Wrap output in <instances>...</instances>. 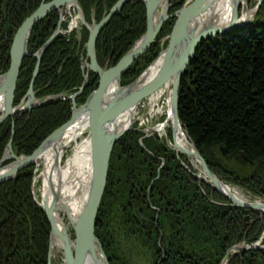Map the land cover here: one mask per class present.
I'll use <instances>...</instances> for the list:
<instances>
[{
	"label": "trees",
	"instance_id": "1",
	"mask_svg": "<svg viewBox=\"0 0 264 264\" xmlns=\"http://www.w3.org/2000/svg\"><path fill=\"white\" fill-rule=\"evenodd\" d=\"M84 1H88L89 5L96 4L98 8L104 6V0ZM114 1L109 0L107 7ZM33 3L37 7L38 3ZM135 5L138 13H143L129 19L139 24L144 15L141 4H128L124 10L127 8L126 13H135ZM130 6L131 9L128 8ZM51 20H56V14L49 15L35 27V33L32 32L31 39H36L35 44H32L33 48L31 47L33 51L49 35L46 25ZM3 21L0 28L3 25V31L7 32L5 28L14 30L22 20H11L9 16ZM141 27L143 29V24ZM127 32L129 30L119 34L127 38ZM108 33L112 34V38L118 36L117 23ZM133 39L131 35L127 40ZM62 40V37L56 40V44L61 43L59 57L45 56L42 59L40 78L50 89L41 91L39 95H47L52 90L60 92L81 81L77 56L68 59L72 67H55L63 66L65 63L61 61L71 51V45ZM217 40L219 42L213 46L212 43ZM109 43L112 45L111 40ZM2 52L7 55V48L3 49L0 45V53ZM98 53L101 54L99 60L105 61L101 47ZM146 55L151 57L149 53ZM190 63L188 74H195L188 75L184 82L193 83L190 88H194V91L182 86L179 93V118L211 171L224 181L225 176L219 169L222 160L215 153L219 149H223L228 156L241 154L253 164H264V24L234 30L224 36L212 38L210 42L204 41ZM33 66L34 60L27 63L26 69ZM4 70L6 68L2 71ZM49 77L50 81L45 83ZM65 78L68 79L67 82H64ZM25 90L18 81L17 98ZM61 103L63 102H51L31 114L45 112L48 105H56L53 109L59 105L57 110L63 111ZM69 110L65 112L64 121L69 117ZM46 112L50 113L51 124L46 127L49 130H46L45 136L57 124L64 123L60 117L55 122L51 109ZM24 119L20 118L16 122L13 146L18 148V153L29 155L39 144L40 129L38 134L34 133L37 127L35 124L28 134L27 126L23 127ZM45 119L47 123V117ZM0 130L4 131V136L0 137L1 155L10 138V121L1 124ZM140 137L138 132H127L114 146L107 186L96 218L95 235L102 243L111 264H127L123 257L128 252L125 246H135L147 251L146 253L150 252L158 264H220L233 245L242 241L253 244L258 240L257 225L264 227V216L259 218L250 210L228 207L218 192L200 183L191 172L179 165L175 153L164 144L157 139L145 140V149L138 141ZM159 158H165V166L157 177V168L161 165V162L157 165ZM131 167L136 173L139 170L144 172L143 177L148 184L156 179L149 195L145 193L146 184L141 185L128 174L126 182L122 179V172ZM234 174L235 170L231 167L229 180ZM139 177L137 173L135 178L138 181L141 179ZM32 178L33 167H29L18 173L14 180L0 186V264H47L50 226L45 213L36 206L30 195ZM258 181L264 184V180ZM138 183L139 188H135ZM5 190L12 192L11 199L3 195ZM136 213H143L145 216H141L149 218V222L145 223ZM246 217L248 220L255 219L256 227L237 230L238 224L240 226L248 221ZM227 264H264V249L231 254Z\"/></svg>",
	"mask_w": 264,
	"mask_h": 264
},
{
	"label": "rangeland",
	"instance_id": "2",
	"mask_svg": "<svg viewBox=\"0 0 264 264\" xmlns=\"http://www.w3.org/2000/svg\"><path fill=\"white\" fill-rule=\"evenodd\" d=\"M35 1L39 4V3H41L42 0H0V20L6 19L7 18L6 16L8 15V16H10L11 20H17V21L23 20V21H25L26 17H29L35 11L34 8H36V7H35V4L33 3ZM47 1H49V0H47ZM105 1H106V3L102 8L94 9L95 12L105 13L106 9L116 8L115 2H113V5L111 4L109 7H107L109 0H105ZM183 1H185V0H183ZM171 2L174 3V0L169 1V3L171 5H173ZM128 4H131V2L124 3L123 5L127 6ZM100 6L101 5H99V7ZM124 8L123 9L121 8L119 11H117L113 15H110L109 17L111 20H108L107 23H104V25H102V27L98 30V34H97L96 40L94 42V47L97 46L98 49H99V47H101L102 52H104L102 54V56L106 57L105 61L101 60V63L105 64L104 66L99 63V65L101 66L102 72L117 67L118 64L121 63L126 52H128V51H130V49L134 48L136 46L137 42L138 43L141 42L143 39V36L146 33V26H147L146 13H144V15H143L144 18L141 17L140 20H142V21L139 24H137V23H133L132 20H130L129 18L133 15L138 17L143 13V11L141 13H138V9L136 8V5H135V10H136L135 13L130 14V13H126L125 10L127 8L125 10H124ZM128 8L131 9V6ZM175 8L176 7L171 8L172 10L170 12H172ZM32 9H34V10H32ZM37 11L38 10L36 9L35 13ZM261 11H264V0H244L239 5L238 17L240 18V16L242 17L243 15L250 13V16L248 17L247 23L252 24L253 27H257V24L259 21L264 22V17L262 20L261 15L259 14ZM64 12H65V14H67L69 19L70 18L75 19V14H77V13L73 12L72 8H70V9L65 8ZM47 15H51V12L48 11ZM57 15H58V13H57ZM57 15H56V20H51V23H48L46 25V30H48V32H50L49 35H47L48 37L52 34V30L58 24L59 18L57 20ZM140 20H134V21L139 22ZM39 21L40 20H35L32 23L31 27H35ZM115 23H117L118 36L116 38H112V34L108 33V30L111 27H113V25ZM141 24H143V29L141 27ZM174 24H175L174 18H172L171 20H167L166 23L164 24L162 30H164V28H166V26H168V27H167V29H165V31L161 30V32L158 33V35L156 36V38H158L157 43L156 44L151 43L149 45L150 48H148V50H144L137 57L133 58V60L128 65V67L120 75L121 79H120L119 85L121 87L126 88L127 86L135 83L139 79V77L141 75H143L147 66L152 64L156 58L160 57V54L166 49L165 46L167 44L166 43L167 37H168V34L171 33V30H172V27L174 26ZM2 26L0 28V45L2 46L3 49L7 48V51H9L11 54L7 53V55H5V53H3V52L0 53V75H2L8 69L9 62H10L11 56H12L11 50L13 48V45H14L15 40H16V36L18 34V31H19V30H11L10 28H5L7 30V32H12V33L6 34V32L3 31ZM70 27H72V25H70ZM91 27H92V25H90V28ZM83 28H84V26L80 25V23H79L77 27H74L73 31H69L70 32L69 35H73V36L69 37L68 39L62 40L63 42H65V44L71 45V51L69 52V55L68 56L66 55V58L61 61L65 64L61 67L58 65H55V67L61 68V69L72 67V65L68 59H73L75 56L82 54L83 51H86V46L85 47L83 46V50H80V48L82 46L80 39L82 38V35L84 32ZM244 28H247V27H244ZM124 29H125V31L129 30V32L126 33L127 38L122 37L119 34V33H121V31L125 32ZM35 30L36 29L33 28V30H32L33 33H35ZM89 31H90V29L89 30L86 29V32L84 34V35H86L87 39L89 36ZM44 32H46V31L44 30ZM3 33H5V34H3ZM131 35L133 36L134 39L128 41L127 39ZM218 36L221 37L224 35H217L215 38H217ZM48 37L45 40H47ZM60 38H61V36L58 37L57 35H52L50 37V39L52 41L44 42L45 40H42L41 44L44 45L45 49L43 52H41L39 54V56H41L42 59H44L45 56L59 57L60 53L58 51L61 48V43L56 44V40H58ZM87 39H86V42H87ZM110 40H111L112 45L109 43ZM159 40H161V41H159ZM210 40H211L210 38H207L206 40L198 42L196 51L198 50V47L200 44H202L204 41L210 42ZM218 40H220V38ZM218 40L213 42L212 45L214 46L216 42H219ZM35 42H36V39L30 38V41H27L28 48H30V47L33 48L34 45L32 46V44H35ZM153 42H154V40H153ZM116 48H117V51H116ZM123 51H124V53L122 54ZM196 51H195V54H196ZM38 52L36 54H38ZM147 53H149L151 55V57H148L146 55ZM28 54H29L28 56L32 57V55L34 54V51H29ZM195 54H194V56H195ZM86 55H87V52H86ZM96 55H97V53H96ZM194 56L192 59L189 60V64L187 65V67L184 70L185 73L180 78V91L183 87H186L191 92L194 91V88L193 89L190 88V86H192L193 83L190 84L191 82L187 81L186 82L187 84H186L184 82V81H186L188 75H194L195 74V73L188 74V71H190L189 66H191L190 61H192L194 59ZM77 57L79 59V56H77ZM100 57H101V54L98 53L97 58H100ZM22 58H23V56H21V60H23V61L28 59L27 57H24L23 59ZM81 59L82 58H80V61H81ZM6 63H8V64L4 65ZM143 64H145V65H143ZM146 64H148V65H146ZM1 65L5 66V67L1 69V67H2ZM79 65H81V63ZM26 66H27V63H23L21 69H19V71H18V73H19L18 81L21 82V88L24 87L27 90L28 87L30 88L33 84L34 86L40 88L41 91H43V90L46 91L47 89H50L49 87L44 85V80L40 78V73L38 71L34 72L33 68L26 69ZM5 68H6V70L2 71ZM196 68H197V66H196ZM91 74H92V76H91L92 82L90 83V80L88 82L89 92L88 91L86 92V88L88 87L87 86L83 90V92L75 98L76 103H74V104H75L76 108H78L79 106L82 107L83 105H85L87 103L89 93H92L93 91H96L98 89L100 78L95 71H92ZM56 75H59V73H56ZM85 76L88 77V79H89L88 74ZM59 78L61 79L62 77H59ZM80 80H81V77H80ZM67 81H68V79L65 78L64 82H67ZM45 83H48V79H46ZM169 84L172 86V81L171 82L169 81ZM79 85L76 87H79ZM76 87L74 88V87L69 86L67 89L73 88L72 91L75 92V91H77ZM67 89H65V90H67ZM162 90L166 91V92L163 93ZM53 91L54 90L50 91L49 94L59 93V92H53ZM165 93H167V94H165ZM44 94H47V92H45ZM85 94H87V96L84 98ZM156 94H157V96L154 99L144 100L136 106V115H133L134 117L131 120L132 128L135 131L139 130V132H141L144 135L145 140L154 139L155 137L158 139L169 140L168 144L171 146V149L175 150L176 146H175L174 141H173V134H172L173 132L170 129L172 127V126H170L172 124V119H171L170 115H168L169 105L171 104V97H170L171 92H169L167 90V88L165 87V89L164 88L161 89ZM74 97L71 95L63 96V97H57L58 100L63 99L62 100L63 103H61V104H63V111L57 110V108L60 107L59 105L57 106V108H54V109H53V107L56 105H54V106L48 105V109L46 111H49L51 109L52 113L55 115V117H57V115H58V118L59 117L62 118L63 122H66V124H67V121H69L73 115L71 111L73 108L72 101H73ZM78 98H79V100H78ZM54 100H55V98H53V96H51L49 99L50 102H52ZM27 101H28V99H27ZM179 102H180V98L178 97L177 115H178V120L180 122ZM65 105H67L70 110ZM29 107H31V106H29ZM68 110H69V117L67 120L64 121L63 117L65 116V112H67ZM46 111L31 114L32 116L26 114L25 117H23V118H25L23 120V125H24L23 127L27 126V133L28 134L33 129V128H31V126H34L35 124L37 127H36L34 133L38 134L39 129H40V133H39L40 141L37 142V143H39L37 146L40 145V143L44 140V138H47L48 136L51 137L52 134L57 130V128L58 129L61 128L60 126L63 124V123L61 125L57 124V126L55 124L54 126H56V128L52 130L53 132L51 131L52 134H50L51 132H49L47 134L48 136L47 135L45 136V133L49 130V128L47 130L46 127H48L51 124L50 123V121H51L50 113L46 112ZM169 112H170V110H169ZM31 117H32V119H30ZM45 117H47V123H46ZM31 120H33V121L30 122ZM57 120L58 119H56L55 122ZM162 123H164V124H162ZM160 124H162V125H160ZM168 124H169V127L166 129V125H168ZM148 125L150 127H148ZM181 125H182L181 130L186 135L187 141L189 143V147H188V149H183L180 147L185 152H188V155L187 154L182 155L183 156V160H182L183 162H181L179 160H177V162H179V165L182 164L181 166H183L184 163L188 162V164L187 163L186 164L188 167H190L191 174L197 180H199L200 183H203L206 186H209L213 191L218 192V190L215 187H213L211 184H208V182L210 180H209V178H207V176H205V174L203 172L202 165L199 163L197 164L198 160L196 158L195 150L197 152H199L198 148L194 144L193 145L195 147L194 148L195 150L191 147L192 139L190 138L187 130L184 128L185 127L184 124L181 123ZM129 129H131V128H129ZM146 130L148 132H146ZM144 132H146L147 134H145ZM169 132H171V134H169ZM3 136H4V131L0 130V137L2 138ZM26 136H27V134H26ZM26 136H24V137H26ZM90 138H91V128L84 131L80 137L76 138L73 141H69L68 137H64L65 140L70 142V145L68 148H66V150L64 151V154L59 156L61 161H62V163L60 165L64 166V164H65L64 161L70 155H72V153L76 149L75 146L77 144L84 142V141L88 142ZM35 141H36V139H35ZM89 144H90V141H89ZM5 146H6V144H5ZM90 146H91V144H90ZM115 146H116V144H115ZM127 147L129 148L128 145H127ZM114 148L111 151L112 153L114 151ZM221 150L219 149L215 153L218 156V158H220L222 160V162L220 161L221 164H220L219 169L223 172L222 174H224V176H225L224 181L222 180L223 178L221 179L215 173H213L209 167V164L205 160L204 161H205V164L208 167L209 171H211L220 180H222V181H220L222 185L224 184L223 186L225 187V192H223V191H222V193L218 192L222 196V198H224V200H225L224 203L227 202L226 204L230 208L239 209V210H247V211L250 210L254 213V215L259 216V218L261 216H264V184L259 183V181H258V180H264V167H263L264 164H257V163L253 164L250 160H248L244 155H241V154L228 156L225 153V151H223V149H221ZM18 151L19 150L17 148L16 154L20 155L21 153L20 152L18 153ZM171 152L175 153V155L177 156V159H178L179 153L174 152V151H171ZM112 153H111V157H112ZM199 154H200V152H199ZM164 159L165 158H159V160H157L158 161L157 165L161 162V165H160L161 167L159 166V168H157V177H159L160 172L162 171V169L165 166V165H162V162L165 163ZM110 160H111V158H110ZM43 166H44V164H43L42 159H39L35 163L34 166H31V167H33L34 178H33V182L30 185V195L32 197V200L34 197L33 201H35V199L40 200V201H35V202H38L40 204H42L45 201V198L43 197V192H42L43 180L40 176L41 171L43 169ZM138 166H140V165H138ZM231 167L235 170V174L229 180L228 173L230 172ZM27 168H29V167H25V169H27ZM186 170L188 171V168H186ZM137 173H139V175H140L139 178H141L143 180V182L141 179L138 181V179L135 178L137 176ZM137 173L134 172V169L131 167V168H129V170L122 172L123 175H121V176L123 177L122 179H124V182H126L125 179L128 178V176H127V174H128V175H130V177L137 180V182L141 183V185L146 184L147 187H146L145 193H147V195H149L151 192V190H150L151 186L154 183V181H156V179L155 180L153 179L151 181V184H148L145 181L146 179H144V177H143L144 172L139 170V172H137ZM108 175L109 174L107 173V181H108ZM107 181H106V185H105V190H106V186H107ZM139 183H138V185H135L134 187L139 188L138 187ZM105 190H104V192H105ZM16 192L18 193V191H16ZM79 192L81 193V189L79 190ZM233 192L239 193L240 195H242L243 198H240V197L238 198ZM11 193L12 192L5 190L3 195L6 197L8 196V198L11 199ZM232 200L237 201L236 203H238L239 205H235V203ZM101 201H102V199H101ZM252 205H253V208L251 207ZM100 206H99V210H100ZM136 215L145 216L143 213H141V214L136 213ZM247 215H248V213H247ZM142 216H141V218L145 221V223H146V221L149 222V218L145 219ZM146 216H147V214H146ZM60 217L62 218V221L65 224V226L68 227L67 233L72 238L73 237L72 227L69 225V221L67 219V216H63V214H61ZM248 217H246L245 219L248 220ZM96 218H97V215H96ZM96 218H95V224H94V226H95L94 227V234H95V228H96V222H97ZM245 219L243 221H246ZM158 220H159V217H158ZM256 223L257 222L255 221V219L248 220V221H246L245 224H241L240 226L238 224L237 230L238 229L240 231H244L245 229L251 230V228L256 227ZM257 226H258L257 234L259 236V237L257 236L258 240L253 244H247V243L242 241L240 243L235 244L236 246L233 245L231 248H229L227 250V252H228L231 249L230 253L228 254L226 262H225V260L223 261V259H222L220 264H227L229 255H231V254H238L242 251H244V252L251 251V250L259 251L261 249H264V227H262L261 224H258ZM150 227L151 226L149 225L148 228H150ZM50 232H51V228H50ZM97 240H98L99 244L95 245L96 246L95 247L96 252L99 253V251L101 252V250H102V252L104 253L105 257L108 260V263L111 264L110 260L106 256V253L104 252L102 243H100L98 238H97ZM49 246H50V237H49ZM125 248H126V251H128V252H125L126 255H123V257H124V262H126L127 264H158L156 261H154V259L152 258L153 256L150 252L146 253L147 251L139 250L135 246H133V247L132 246H125ZM48 249H49V247H48ZM48 254H49V252H48ZM48 254H47V263L49 261V258H48L49 255ZM226 255L227 254H225V256ZM225 256H224V259H225ZM50 259H51L50 263L52 262L51 264H63L61 250L58 248V246H54V249L52 250V256ZM161 260L163 262V259H161Z\"/></svg>",
	"mask_w": 264,
	"mask_h": 264
},
{
	"label": "water",
	"instance_id": "3",
	"mask_svg": "<svg viewBox=\"0 0 264 264\" xmlns=\"http://www.w3.org/2000/svg\"><path fill=\"white\" fill-rule=\"evenodd\" d=\"M72 1L73 0H55L54 2L46 6H42L34 15H32L29 19H27L26 22L19 29L15 43L11 51L12 65L10 66L9 72L5 76V81L3 86L0 87V94L5 93V96L7 98L5 100V106H6L5 117L12 113L11 105H12L13 91L15 88V82L18 76V71L21 65V56L23 54L22 51H24L25 48L24 43L32 23L35 20H39L40 18H42L44 15L48 13V11L57 8L60 4L68 3ZM124 1L125 0H121L118 4L120 5ZM143 1L147 2V8H148L147 32L144 35L143 41L138 46V48L133 50L130 54L126 55L122 59L121 63L118 64L117 67L102 73L97 68V65L95 64V60L92 57L94 42L96 40L98 30L101 28L100 25L97 26L95 30L92 32L88 42V53L92 58L93 69L98 72V75L100 77V85L97 91H95L92 94L93 96L89 98L85 106H82L81 109H77V111L80 110L88 111L93 106V104H97V101H95L94 99L99 98V96L103 94L104 92V90H102L103 87L104 86L108 87L110 85V82L111 83L114 82L116 84L118 88V92L120 93L119 96H121V98L124 100L125 105L118 109L109 110V112L106 113V116L102 114L101 115L99 114L100 116L98 115L94 116L95 118H100L101 122L99 125L97 123L98 121L96 122L93 121V124L94 125L97 124L99 127L98 126L90 127L91 128V138H90L91 176L90 177H92V181L90 180V184L92 183V187H91L92 194H91V200H89L90 203L89 207L83 209L84 214L83 213L78 214L76 216V219H72L71 216L68 217L70 224L72 225L75 233L74 241L69 238L66 232V227L63 225L61 221H59L60 218L59 219L54 218V214L53 212H51L50 208L47 207V204L44 203L43 205V208L46 212L47 219L51 227L50 246L54 242L56 246H58V248L63 251L64 264H83L84 262L85 263L88 262V260L92 262L94 261V264H109L107 258L105 257L101 249H100L101 252L100 251L99 253L96 252L95 245L99 244V242L94 235V227H95L94 224L107 181L110 151L112 150V147L114 146L115 142L120 137V135L126 131L125 130L126 128L124 129L125 130L124 132H121V134L117 135V134H112L110 132L103 133L104 127L106 128L113 125L114 123L113 121H115L117 117L121 115L123 116L125 114L126 115L128 114L129 117H131L134 109L142 99L152 95L159 88L168 84L169 81L170 82L172 81V86H173L169 114L173 115V119H175L176 123H178L179 121L177 115V104H178V87L180 84V78L184 74V70L189 63V60L193 58L198 42L206 40L207 38L214 37L219 34H225L230 30H232L233 28H237L239 26L245 25V24L238 25L237 23V9L241 0H234L229 25L224 24L218 26L217 25L210 26L209 28H206L205 31L201 29V30H197L198 32H195L190 29L192 31L191 32L189 29H187L191 25L190 21L192 20V17L199 11L198 6L203 5L204 3V0H192L191 2L192 5L190 4L189 6L182 9L175 15L177 17V20L170 34L168 47L159 58L162 61L160 69L161 68L165 69L164 68L165 66L168 67L164 75L161 74V76H159V74H157L155 71V73L152 75L153 77L149 76V69H150L149 67L135 83L127 86L126 88L120 87L119 84L117 83L120 80L121 73L128 67V65L130 64V62L133 60L134 57H137L141 52L147 50L149 45L153 42L157 32L159 31V28L161 27L160 22L154 24L155 9L157 7V4H159L161 0H143ZM113 12L114 10H112V13ZM106 21L107 20H104L102 24H104ZM199 31H203V32L199 33ZM20 50L21 52L19 53ZM146 78H149L150 82L148 79L146 81H143ZM144 82H146L147 84L142 87L141 85L144 84ZM121 101L118 100L117 102L121 103ZM172 112L173 114H171ZM76 114L77 112L76 110H74L73 116L75 117ZM92 116L93 115H91V117ZM0 120H2V118H0ZM69 127H70L69 124H65L63 127L56 130L52 134V136L62 135L63 132L66 131ZM101 127H103L102 130ZM95 130H99V131H95ZM40 148L35 150L31 156H22L21 158H17L16 156H12L10 154L11 146L9 143L7 146L5 158L2 160V162L7 159L14 160V162L4 167H1L0 165V185L5 181L13 179L20 170L33 163L35 159L42 154V150ZM100 148H101V152L99 153ZM180 150L188 155V152H185L182 149ZM195 153L197 160L201 163L203 167V172L205 176H207V178H209V180L211 181V182L209 181L208 184H211L213 187H215L219 193L220 192L222 193V191L225 192V189L223 188V185L221 184L220 180L209 171L203 158L199 155V153L196 150ZM232 201L235 203V205H239L238 203H236L237 201L235 200ZM251 207L253 208V205ZM56 222H59L62 226H60ZM230 250L226 253L227 255L225 256V259H223V261L225 260L226 262Z\"/></svg>",
	"mask_w": 264,
	"mask_h": 264
},
{
	"label": "bare ground",
	"instance_id": "4",
	"mask_svg": "<svg viewBox=\"0 0 264 264\" xmlns=\"http://www.w3.org/2000/svg\"><path fill=\"white\" fill-rule=\"evenodd\" d=\"M233 1L234 0H204L203 5L198 6L199 11L192 17V20L190 21L191 25L187 29L189 30L191 29L195 32H198L197 30L202 29L205 31V29L209 28L210 26L228 24L230 21ZM161 2H165V0H161ZM247 17L248 16L246 14L242 16L240 20L243 21ZM201 32L203 31H199V33ZM20 52L21 50L19 51V53ZM27 58L28 59L24 60L23 63H30L31 61L35 60L34 58L31 57H27ZM160 62L161 59L158 60L157 63L152 65L149 71V76H152L155 73V71L157 74H159V76H161V74L164 75L168 67L165 66L164 67L165 69L163 68L160 69V65H159ZM35 63L36 61H34V64ZM80 75L85 76V74L81 71H80ZM50 79L51 78L49 77L48 82L50 81ZM147 79L149 80V78H146L143 81H146ZM0 83L2 84V82ZM117 84H120V81ZM146 84L147 83L144 82V84H142L141 86L143 87ZM165 87H167L168 88L167 90L170 92V86L169 85L164 86V88ZM102 90H104L103 94L100 95L99 98L94 99L95 101H97V104H93L91 108L88 107L90 108V110L88 111L76 110L77 114L75 115V117L72 116V119L67 121V124H69L70 127L66 131H64L62 135L52 136V137L47 135L48 137L44 138V140L40 143V146H37V148L42 147L40 148L42 150V155L40 156V159H42L44 166L40 176L43 180V190H42L43 197H45V204H47V207L50 208L51 212H53L54 218L59 219V215L63 214V216H71L72 219H76V216L78 214H82V213L84 214L83 209L88 208L90 205L89 200H91V194H92L91 193L92 183L90 184V180L92 181V177H90L91 160H90V152H89L90 150L89 141L88 142L84 141L77 144L75 146L76 149L74 150L72 155H70L64 161L65 163L64 166L60 165L62 161L59 156L62 155L61 154L62 149L70 145V142L65 140L64 137H68L69 141L75 140L76 138L80 137L84 131L88 130L89 127L98 126L97 124L94 125L93 121L94 122L98 121L97 123L100 125L101 120L100 118H95L94 117L95 115L100 116L102 114L106 116V113L109 112V110L118 109L125 105L124 100L121 98V96H119L120 93L118 92V88L114 82L112 83L110 82V85L108 87L104 86ZM29 93L33 95L32 91H30ZM92 94L93 93H89L88 98H91L93 96ZM0 98H2L3 100L7 99L4 94H1ZM14 98L15 96L13 95L12 99ZM118 100L120 101L122 100L121 103H118L117 102ZM2 108L3 105L2 103H0V110ZM171 114H173V112ZM91 115L93 116L91 117ZM53 118L60 120V118L57 117H53ZM171 119H172V124L170 126L172 127L170 129L172 132H175V134L172 133L173 138L175 139L174 140L175 146L179 150L181 148L188 149L189 143L187 141L185 133L181 130L182 128V125L180 123L181 121L176 123V120L173 119V115H171ZM113 122H114L113 125L106 128L104 127L103 133L110 132L112 134L119 135L121 134V132H124L128 128H131V117H129L128 114L117 117V119ZM61 126L64 125L62 124ZM148 127L150 126L148 125ZM168 127L169 124L166 125V129ZM102 128L103 127H101V130ZM95 131H99V130H95ZM146 132L148 131L146 130ZM146 132L144 133L147 134ZM139 133L142 135L141 132ZM169 134H171V132H169ZM120 136H123V134H121ZM113 148L114 147H112V150ZM100 152H101V148L99 149V153ZM3 154L4 151H2L1 155ZM108 171H109V166H108ZM223 188L225 189L224 186ZM80 189H81V193L79 192ZM234 194L238 198L239 197L243 198L242 195H240L237 192H235ZM36 206L38 207V205ZM42 209L45 212L43 206ZM59 221L63 223L61 219H59ZM56 223L62 226L59 222ZM54 246H56V244L52 243V247H51L52 250L54 249ZM83 264H94V261L92 262L88 260V262L86 263L84 262Z\"/></svg>",
	"mask_w": 264,
	"mask_h": 264
}]
</instances>
